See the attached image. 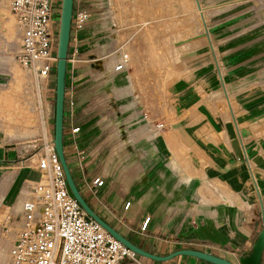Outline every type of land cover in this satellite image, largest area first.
I'll return each mask as SVG.
<instances>
[{
	"label": "crops",
	"instance_id": "crops-1",
	"mask_svg": "<svg viewBox=\"0 0 264 264\" xmlns=\"http://www.w3.org/2000/svg\"><path fill=\"white\" fill-rule=\"evenodd\" d=\"M82 1L89 9L101 8L103 3ZM109 24L103 14L93 13L79 33L81 60L66 77L75 105H64V150L83 196L100 216L144 250L164 255L194 248L239 264L238 255L249 249L264 222V159H260L264 142L242 131L228 103V110L215 115L208 102L242 101L241 107H250L246 115L253 117L255 111L260 116L258 110L262 114L264 95L247 91L251 79L237 78V73L251 71L247 63L252 60L253 33L220 26L211 34L203 22V31L184 43L190 45L182 53L184 61L180 55L190 74L173 77L164 97L154 85L143 90V102L165 124L164 137L155 140L145 138V132L138 131L142 126L136 129L132 124L136 112L128 107L125 74L112 70L118 60L117 48L127 49L125 43L109 51L108 41H99L98 35ZM130 66L136 76L131 61ZM219 70L226 75L223 83ZM9 103L2 91L1 137H13L1 118ZM70 125L79 126L76 140L82 156L75 155L68 144ZM242 143L248 158L255 159L250 164L260 193L250 176ZM12 162L0 159V165ZM95 176L103 178V183L90 187ZM206 182L220 186L215 198L204 194ZM146 216L149 221L142 230ZM141 259L147 264H214L186 254L165 260ZM260 264H264V250Z\"/></svg>",
	"mask_w": 264,
	"mask_h": 264
},
{
	"label": "built area",
	"instance_id": "built-area-1",
	"mask_svg": "<svg viewBox=\"0 0 264 264\" xmlns=\"http://www.w3.org/2000/svg\"><path fill=\"white\" fill-rule=\"evenodd\" d=\"M109 11L112 0H105ZM15 29L18 47L14 59L20 67L34 76L39 92H45L52 80L56 63L58 26L55 7L58 0H7ZM98 9H89L82 0H73L66 70L72 73L81 60L80 31L85 28ZM111 25L116 26L113 14H108ZM118 60L112 65L114 72H124V92L130 97L129 110L135 111L134 127L142 126L145 138L160 134L165 124L151 113L150 106L143 102V90L138 76L132 75L127 49L117 48ZM219 80L223 74L219 70ZM41 94V93H40ZM46 102L47 99L44 98ZM42 104V101L40 102ZM48 104V103H46ZM64 105L72 108L75 95L72 86L65 82ZM64 129V125H63ZM79 126L70 125L66 136L75 155L82 156L76 132ZM35 151L25 156L28 169H34L36 177L24 178L26 185L19 188V198L13 208L0 216V238L4 245L0 264H147L142 255L129 248L95 218L90 216L70 192L62 165L55 151L53 135L47 116L43 117L42 130L29 144ZM65 152V150H64ZM242 152L250 169V176L259 192L247 152L242 143ZM81 158V157H79ZM103 178L95 176L90 187L100 186ZM129 201L125 203L127 208ZM149 216L141 224L146 229ZM125 263H122L123 260Z\"/></svg>",
	"mask_w": 264,
	"mask_h": 264
},
{
	"label": "rangeland",
	"instance_id": "rangeland-1",
	"mask_svg": "<svg viewBox=\"0 0 264 264\" xmlns=\"http://www.w3.org/2000/svg\"><path fill=\"white\" fill-rule=\"evenodd\" d=\"M110 7L112 11H109L106 1L103 0L101 9L95 11L108 19V14H113L116 20V26L109 24L105 28L106 31L98 35L99 41L107 40L109 51L115 45L117 47L118 43H125L124 46L129 51L130 61L135 67L134 73L139 77L142 90L149 91L154 85L157 94L164 97L167 93L166 85L173 77L190 74L186 64L180 62V55L183 60L182 53L190 48V45L184 43L203 31L204 22L207 26L206 31L208 28L211 34L215 27L220 26H229L228 28L236 32L247 30L253 33L252 60L247 63V68L251 67V71L242 75L237 73V78L251 79L252 86H249L247 91H252L257 96L264 95V38H260L261 34L264 36V0H112ZM59 10L60 0L54 10L57 22ZM56 24L58 26V23ZM111 34L114 37L108 39ZM18 40L8 2L0 0V61H14L18 65L14 60ZM67 73L70 75L66 70V77ZM12 74L13 78L8 71L0 70V93L14 79L13 85L3 91L10 103L1 118L13 137L0 136V159L13 162L0 165V216L8 205L11 208L15 206L19 198V188L27 183L24 178L33 179L35 175L34 169L22 166L28 161H22L25 156H31L35 152L30 149L29 144L42 130L45 115L52 135L54 131L55 73L52 71L51 83L44 93L39 92L35 78L28 70L13 67ZM222 74L223 77L226 76L225 73ZM65 82L69 86V81L65 80ZM44 98L47 99L46 102ZM227 103L236 113L235 118L242 131L264 142V100L262 114L258 110L256 113L260 116H255L257 114L253 111V117H250L249 113L246 115L250 107L246 108L244 105L241 107L242 101H232V99L225 101L222 98L218 102L212 100L208 102L215 115L216 111L228 110ZM36 105H38V113H35ZM244 115L248 118L244 119ZM228 119L231 122L230 117ZM138 131L140 134L144 132L141 128ZM163 137L164 134L161 132L155 140ZM65 156L69 162L66 152ZM261 156L260 159L263 160L264 152ZM249 162L253 165L255 159L249 158ZM253 167L255 172L256 165ZM215 182H206L203 190L206 196L215 198L216 191L220 189ZM3 245L4 242L0 238V248ZM1 253L0 249V256Z\"/></svg>",
	"mask_w": 264,
	"mask_h": 264
},
{
	"label": "water",
	"instance_id": "water-1",
	"mask_svg": "<svg viewBox=\"0 0 264 264\" xmlns=\"http://www.w3.org/2000/svg\"><path fill=\"white\" fill-rule=\"evenodd\" d=\"M73 0H60L59 21L57 29V45H56V63H55V97H54V115H53V144L62 165L65 179L70 192L77 199L80 205L87 213L95 218L107 231L114 235L117 239L133 249L142 256L152 259L165 260L175 255L186 254L193 255L205 259L214 264H234V262L226 257L218 256L203 250L194 248H179L168 254L158 255L136 245L130 239L121 234L114 226L101 217L90 204L87 202L82 192L78 188V184L74 179L70 166L66 160L63 145V116H64V92L66 80V56L69 43L70 24L72 16ZM264 250V222L258 231L255 239L251 243L248 250L238 255L239 264H260L262 252Z\"/></svg>",
	"mask_w": 264,
	"mask_h": 264
},
{
	"label": "bare ground",
	"instance_id": "bare-ground-1",
	"mask_svg": "<svg viewBox=\"0 0 264 264\" xmlns=\"http://www.w3.org/2000/svg\"><path fill=\"white\" fill-rule=\"evenodd\" d=\"M112 2V1H111ZM113 5V4H112ZM113 7V6H112ZM114 8V7H113ZM59 17V16H58ZM15 60V59H14ZM14 62V61H13ZM12 61H0V70H2V71H8V73H10V75H11V77L13 78V74H12V68L13 67H16V68H22V69H24V70H27V69H25L24 67H19L18 65H16L15 64V62L13 63ZM12 65H15V66H12ZM29 71V70H28ZM11 80V79H10ZM13 83H14V79L9 83V85L8 86H6L5 88H4V90H8L12 85H13ZM2 85V84H1ZM4 85V84H3ZM1 89V88H0ZM3 90V91H4ZM39 105V104H38ZM38 105H36V111H35V113L37 112V109H38ZM40 110V109H39ZM38 113V112H37ZM43 114V113H42ZM38 119V118H37ZM38 123V122H37ZM39 125V124H38ZM39 127V126H38ZM41 128V127H40ZM39 130V129H38ZM164 133V132H163ZM38 134V133H37ZM158 135H160V134H158ZM157 135V136H158ZM156 136V137H157ZM34 155V154H33Z\"/></svg>",
	"mask_w": 264,
	"mask_h": 264
},
{
	"label": "trees",
	"instance_id": "trees-1",
	"mask_svg": "<svg viewBox=\"0 0 264 264\" xmlns=\"http://www.w3.org/2000/svg\"><path fill=\"white\" fill-rule=\"evenodd\" d=\"M53 73H55V66L53 68ZM54 101V100H53ZM64 129H63V145H64ZM69 164V163H68ZM76 181V180H75ZM78 188L80 189L79 185H78ZM81 191V190H80ZM88 202V201H87ZM91 206V205H90ZM102 217V216H101Z\"/></svg>",
	"mask_w": 264,
	"mask_h": 264
}]
</instances>
